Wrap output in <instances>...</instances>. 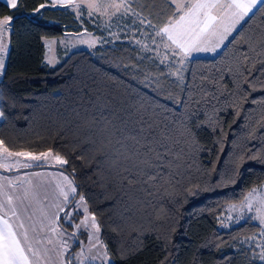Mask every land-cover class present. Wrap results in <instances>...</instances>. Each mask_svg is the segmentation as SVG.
Returning a JSON list of instances; mask_svg holds the SVG:
<instances>
[{
    "label": "trees",
    "instance_id": "1",
    "mask_svg": "<svg viewBox=\"0 0 264 264\" xmlns=\"http://www.w3.org/2000/svg\"><path fill=\"white\" fill-rule=\"evenodd\" d=\"M47 3L0 1V18L13 17L0 78L5 146L68 161L54 168L96 217L111 264H264L258 224L217 226L229 204L264 184V5L175 80L125 42L57 49L60 61L46 64L44 37L95 31L85 16L81 25ZM135 5L156 26L176 11L170 0ZM141 159L153 167H136Z\"/></svg>",
    "mask_w": 264,
    "mask_h": 264
},
{
    "label": "snow or ice",
    "instance_id": "2",
    "mask_svg": "<svg viewBox=\"0 0 264 264\" xmlns=\"http://www.w3.org/2000/svg\"><path fill=\"white\" fill-rule=\"evenodd\" d=\"M5 3L9 8L16 9L22 5L23 0H5ZM172 3L176 4V11L173 12L168 23L156 33V36L162 40L168 52L180 57L179 63L183 65L193 53L219 49L236 26L244 21L250 13L254 12L257 5H264V0H172ZM57 4H66L76 9L82 6L77 4L75 0H51L53 7ZM129 5L130 0H120L119 3H116L115 0H111L109 3H105L104 0H99V2L98 0H88L87 3L89 16L100 12L101 8L105 9V12L101 13L102 15L106 14L108 8L115 9L113 15L121 11L127 14L130 10ZM45 7V4H40L35 12L38 13ZM12 21L13 17L11 15L0 18V73H3L5 69L4 53L7 52L8 45L4 43V40L11 32ZM153 43H155V37ZM157 53L159 54L158 47ZM247 60L248 57H245V61ZM164 62L165 58L162 57L161 63ZM245 70L249 72V75L251 74L252 69ZM171 74L182 79L179 70ZM3 115V112H0V117H3ZM142 147H145L149 152L153 150L150 145H143ZM21 157L26 159L22 160ZM131 158V156L128 157V159ZM156 158L158 160L162 159V154L157 153ZM52 160H55L61 167L68 163L59 154L53 157L51 150L39 154L10 151L5 146V142L0 139V170L12 171L13 169L40 167L51 163ZM141 165L145 169L153 167L148 159L139 160V163L135 166L139 168ZM155 178L153 176L148 177L149 180ZM16 180L21 183L16 184L12 179L0 176V197H3V199H0V264H41L42 261L43 264H50V252L54 251L57 257H63L71 245L66 239H63V231L57 232V228L52 226L54 221L47 224L44 222L48 220L46 214L42 213L40 218L36 220L34 219L36 213L32 212L27 215L26 223L24 213L28 212V209L34 204L42 202L39 199L38 186L33 185L31 179L17 176ZM64 180L67 181L68 191L61 187L60 192L64 201H68L70 193L75 192L74 181L68 179V177H64ZM24 183L28 186L23 187ZM17 187L21 188L20 195L12 194ZM8 189L12 192L7 191ZM257 192L258 190L253 188L244 197L241 212H243V205L245 204L249 212L253 211L252 201ZM258 203L261 204V207L255 209L256 218L264 226V195L260 196ZM82 205L83 197H81L77 207ZM57 207L59 208V205ZM85 211H87L86 208ZM65 215L68 216L69 214L65 213ZM75 228L78 230L85 229L89 232V251L100 245L96 254L90 256H84L82 248L81 253L78 254L79 264H86V261L89 260L93 262L101 260L102 264H111L107 252L104 250L106 246L102 244L99 238L100 225L97 223L96 217L93 215L90 222L85 217L83 221L75 225ZM45 230H47V233H57L60 239L58 245H54L52 239L45 235L47 243L53 245V248L45 247L42 251L38 245L43 241L37 239V237L41 233H45ZM70 235L75 236V233ZM261 235H264V233H261ZM258 247L261 248L259 259L264 261V245H258ZM61 264H64V261H61ZM67 264H71V261H68Z\"/></svg>",
    "mask_w": 264,
    "mask_h": 264
},
{
    "label": "rangeland",
    "instance_id": "3",
    "mask_svg": "<svg viewBox=\"0 0 264 264\" xmlns=\"http://www.w3.org/2000/svg\"><path fill=\"white\" fill-rule=\"evenodd\" d=\"M135 1L136 0H130V5H129L130 10L128 11L127 14L121 11L113 15L112 13L115 12V9L108 8L106 11V14L102 15L101 13L105 12V9L101 8L100 12H96L92 16H89L88 14L89 9L87 7L88 0H75L77 4H81L82 6H84L85 4L86 5L85 9L87 11V14H86V13H82L81 8L76 9V8L70 7L71 11L75 15L76 20L82 25V17L85 16L91 22V24L95 27V31H88L85 28H83L80 31H67L59 36L44 37L43 38V44L45 47L44 62L48 65H54L58 63L60 61V55H58L59 53H57V49L60 50L63 54H65V53H68L74 50H80V49L93 50L105 44L114 45L117 42H125L132 46H135L138 49L140 55L146 58L148 57L156 61L158 64L164 66L168 75L171 78L175 80H180L181 78H178L176 75H172L171 73H175L177 70H179L180 76L182 77L186 63L191 58L214 56L222 48V46L226 43V41L229 39L227 38L224 41V43L221 45V47L217 49L216 51H207V52L202 51V52L193 53L190 57L186 59L184 64L181 65L179 63L180 57L174 56L170 52H168V50L165 49L162 40L156 36V33L160 29H162L168 23V21L162 26L154 25L150 21V19L142 15L139 12V10H137V8L135 7L136 6ZM104 2L109 3L111 2V0H104ZM115 2L119 3L120 0H115ZM170 2L172 3V0H170ZM47 5H51V3L48 2ZM57 5L67 6L66 4H57ZM154 37H155V43H153ZM165 40H166V37H165ZM4 43L8 45V50H9V34L5 37ZM157 47H158L159 54L157 53ZM8 50L6 53H4L5 62H6ZM162 57L165 58L164 63H161ZM2 74L3 73H0V78L2 77ZM39 153H42V152H39ZM39 153H33V154H39ZM52 156L54 157L55 155L52 154ZM20 159L23 160L26 158L21 157ZM58 165L59 164L55 160H52V162L49 164H44V166L48 168H52V169H56L54 168V166H58ZM8 174H10L11 178H15L14 176H12V174L14 173L11 172ZM254 188L257 189L258 192L257 194H255V198L252 201L253 211L249 212L245 204L243 205V212H241L242 202H244V199L238 203L229 204L226 207L225 212L219 218V221L217 223L218 228L227 229L232 226H235L247 219H250L247 217V215L249 214H254L257 216L255 209L261 207V204L258 203V200L260 196L264 195V184L259 187H254ZM251 190L249 192H251ZM249 192L247 193V195L249 194ZM80 201H81V196H77L72 202V204L67 208V210H65L61 218V222L64 224H68L72 231L74 232H78L80 230L83 231L81 232L83 237L79 238L80 243L78 244L77 249H71L69 253L70 258H75L74 261H79L78 254L81 253L82 248L84 250L83 251L84 256L95 255L97 252V249L100 248V245H97L96 249H92L91 251H89V248H90L89 232L85 229L78 230L75 228V225L83 221L85 217L88 218L89 222L91 221V217H92V215L88 212V210L85 211V208L87 209V207H86L84 200H83V205L80 207H77ZM65 213H68L69 215L66 216ZM259 223L257 222L256 224L259 225ZM259 231H260V226H259ZM100 241L102 242L101 239ZM253 242L254 244L257 243L256 237L253 238ZM102 244L105 246L103 242ZM104 250L107 252V257L112 263V260L107 251V248L105 247ZM86 262L92 263V264H102L101 260H96L94 262L89 260Z\"/></svg>",
    "mask_w": 264,
    "mask_h": 264
},
{
    "label": "crops",
    "instance_id": "4",
    "mask_svg": "<svg viewBox=\"0 0 264 264\" xmlns=\"http://www.w3.org/2000/svg\"><path fill=\"white\" fill-rule=\"evenodd\" d=\"M0 1L5 2V0H0ZM48 2L51 3V0H48ZM56 6L66 8L71 11V8L69 6L68 7L65 5H56ZM85 6L86 5L84 4V6L80 8L82 9V13L87 14ZM173 6L176 10V6L174 3H173ZM240 24L237 25L236 29L238 28ZM11 172L14 173L12 174V176H14L15 178H11L10 174H8ZM26 174L28 175L26 176ZM36 174H39V175H36ZM0 176H6L12 179L13 182L16 184L21 183L20 181L16 180L17 176L25 177L26 179H31L33 185L38 186L39 199L42 203L34 204L31 208H29L28 212L24 213L25 220H26L27 215L31 214L32 212L36 213V215L34 216V219L36 220L40 218L42 213L46 214L48 216V220L44 222L47 224V223L54 221V223H52V226L57 228V232L62 230L64 233L63 239H66L68 243L71 245L68 251L64 253L63 257H57L54 251L50 252L49 253V255L51 256L50 264H61V261H64V264H67L68 261H71V264H79V261H74L75 258L69 257V253L71 249H77L78 244L80 243L79 238L83 237V235L81 234V232L83 231L80 230L78 232H74L71 230L68 224H64L61 222L62 215L65 212V210H67L65 208L69 206V204H71L72 200L76 196V189H75L74 193H70L68 201H64V198L60 192L61 187H63L65 191H68L66 187L67 181L64 180V177H68V179H70L69 176L57 168L52 169L48 167H31L27 169H24V168L13 169L12 171H8V172H6V170H0ZM22 186L27 187L28 185L24 183ZM7 191L12 192V190L10 189H8ZM20 193H21L20 187H17L15 191L12 192V194L14 195H20ZM0 199H3V197H0ZM58 205H59V208L57 207ZM247 217L252 219V221L256 223L257 222L259 223V220L256 218L257 217L256 215L249 214L247 215ZM26 223H27V220H26ZM259 226H260V231L258 232L256 236L257 243H255L256 248H257L256 253L258 255V259H259V254L261 252V248L258 247V245H264V235H261V233H264V226H261L260 223H259ZM63 227H66V230L63 229ZM72 233H75V236H71L70 234ZM45 235H47L48 238L52 239L54 245H58V241L60 237L57 235V233H47V230H45V233H41V235L37 237V239L43 241L41 244L38 245V247H40L42 251L45 247L50 248V249L53 248V245H49L47 243V239H45ZM259 260L262 263H264V261H262L261 259ZM41 264H43V261L41 262ZM86 264H92V263L86 262Z\"/></svg>",
    "mask_w": 264,
    "mask_h": 264
}]
</instances>
